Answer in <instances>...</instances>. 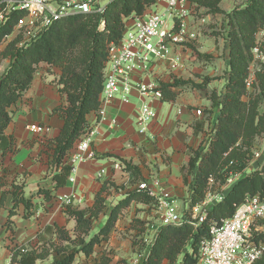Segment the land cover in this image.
<instances>
[{
	"label": "trees",
	"instance_id": "16d2710c",
	"mask_svg": "<svg viewBox=\"0 0 264 264\" xmlns=\"http://www.w3.org/2000/svg\"><path fill=\"white\" fill-rule=\"evenodd\" d=\"M5 0H0V5ZM197 8L205 10L207 15L224 16V28L229 40L230 76L223 95L216 92L208 94V80L203 83L175 78L173 82H160L163 101H175L178 92L198 90L206 92L211 109L204 112L194 126L195 134L203 133L207 121L214 110L217 119L213 135L208 140V148L191 151L190 162L185 167V182L192 177L190 185V206L202 204L209 192L217 193L228 179L242 173L251 161L250 149L256 136L264 130L260 117L259 104L264 103V70L258 75L260 92L249 103L243 101L247 95L246 80L253 62L252 49L255 35L264 28V0H235V9L228 13L221 8L222 0H188ZM155 0H111L104 16L77 15L64 18L39 37L23 42L21 36L11 40L1 49L7 36H10L21 13L11 14L8 21L0 26V64L9 60L7 69L0 75V166L2 160L17 151L15 140L7 131L14 120V107L19 104L31 89L38 69L42 66L50 71L57 69L58 92L66 98V104L54 110L64 121L60 135L48 145L53 150L50 164L57 173L54 175V190L64 189L71 176L72 167L67 163L74 144L85 133L87 117L98 110L100 95L105 81V68L109 58V47L118 44L124 31V18L133 15L142 16ZM105 27L100 29L101 20ZM179 30L177 22L175 31ZM199 58H210L199 54ZM130 174L124 197L112 208H108V199L114 185L106 181L95 196L91 208L78 209L65 207L67 216L75 220V228L68 231L57 225L48 226L38 235V242L13 244L12 264H75L78 258H91L97 248L109 241L123 210L131 204L153 206L155 201L147 192L131 189L134 185L146 181L138 166L124 163ZM211 180L213 183L211 184ZM8 192L0 197V210L4 207ZM12 208L9 210L4 227L9 231L18 208L24 206V217L31 218L34 204L32 198L43 196L47 202L58 197L54 191L39 189L31 198L24 196L22 186H14ZM264 195V167L261 170L244 175L227 192L222 202L208 213V218L198 229L191 220L190 211H186V222L180 227L165 226L160 229L154 243L149 247L143 264H199L201 242L209 236V225L213 220L227 219L233 216L236 208L245 201L247 195ZM102 215L107 219L104 225L95 231L94 220ZM137 222V221H136ZM146 226L145 221H139ZM44 233V236L41 234ZM51 236V239H47ZM13 242V241H12ZM1 259V254H0ZM109 253L101 254L94 264H110ZM256 264H264V257Z\"/></svg>",
	"mask_w": 264,
	"mask_h": 264
},
{
	"label": "crops",
	"instance_id": "0c3cea01",
	"mask_svg": "<svg viewBox=\"0 0 264 264\" xmlns=\"http://www.w3.org/2000/svg\"><path fill=\"white\" fill-rule=\"evenodd\" d=\"M236 5L235 0H222L221 2V8L228 13L232 12ZM215 17L220 20L223 18L224 21L222 15H206L203 20H197L193 14H188L183 19L186 23V35H198L195 31L199 29L202 22ZM174 50L178 51L177 54L181 52L178 46L174 47ZM187 60L188 58L181 56L184 68L176 73L170 70L168 65L157 68L155 74L159 78V82H172L170 74L177 75L179 72L186 71L189 68ZM48 69L42 66L38 69L31 89L26 93L24 99L14 107V120L7 131L8 135L14 138L17 151L8 154L0 166V197L5 192L9 193L4 207L0 210V236L3 238L9 236L4 224L7 221L9 210L13 206L11 192L14 190V186H22L26 198H31L39 189L54 191L57 197L74 191L85 201L78 209L91 208L95 196L101 191L104 182L110 181L117 186L120 183L127 185L126 174L114 169V164L118 162L138 166L146 180L159 178L167 192L179 201L186 202L190 197L192 177H188V184H186L184 169L190 162L191 151L200 147L208 148L209 139L206 137V133L203 131L196 135L194 130L195 124L202 118L198 117L196 112L206 108L211 109V102L203 92L198 90L178 92L179 90L176 89L174 91L178 93V97L175 101L155 102L153 106L157 111V118L152 122L145 135L138 132V113L143 101L138 92H132L129 102H124L121 95L116 96L106 106L104 120H100L96 112L87 117L88 125L97 127L93 149L98 158L78 164L75 183L68 181L66 188L54 190L53 177L57 170L50 164L53 150H50L48 145L60 135L63 128L64 121L53 112L58 106L66 104V98L58 92L57 84L53 83L57 82L60 71L53 69L50 74ZM140 79L139 74L133 76L134 81H140ZM148 81L150 80L148 79ZM217 115V111L214 110L211 116L212 122H216ZM33 124L46 125L50 131L44 135H37L29 129ZM101 170L106 171L104 179L97 177ZM124 194H120L117 201H120ZM111 197L113 196H109L108 200ZM32 203L34 208L31 218L24 217L23 205L18 208L17 215L13 218L15 232L13 244L21 245L36 241L39 232L48 226L57 225L68 231L74 230L75 220L67 216L58 199L47 202L43 196H36L32 198ZM133 206L135 210L142 211L150 207L141 204ZM134 207L131 205L123 210L109 241L99 247L98 252L106 249L115 251L116 256H110L112 258L110 264H118L122 260L121 253L123 251L129 252V255L130 251H133L134 247L127 237H129V233L133 232L131 227L134 220L146 221L148 219L146 212L141 214L136 211L131 212L130 210H134ZM106 219V215H102L98 220H94V224L97 226H95V231L104 225ZM137 222L139 223V221ZM10 243L8 241L6 245ZM12 243L11 245H13ZM3 249L5 257L3 259L1 257L0 264L2 262L3 264H12L10 249ZM139 257L141 254L140 256L136 253L132 254L131 264H140ZM93 259V257L89 260L82 259L81 264H94Z\"/></svg>",
	"mask_w": 264,
	"mask_h": 264
},
{
	"label": "built area",
	"instance_id": "2783aa9c",
	"mask_svg": "<svg viewBox=\"0 0 264 264\" xmlns=\"http://www.w3.org/2000/svg\"><path fill=\"white\" fill-rule=\"evenodd\" d=\"M105 0H5L0 5V26L8 21L11 14L21 13L17 24L6 40L12 39L21 30L30 31L28 41L39 37L46 29L56 22L77 15L104 16L107 5ZM188 0H155V3L142 15L124 18V31L118 44L109 47V58L105 68V81L100 95V106L96 113L100 120L106 117V106L118 95L124 102H129L132 92L136 91L143 99L138 113V132L148 133L150 125L157 118L153 104L163 101L159 78L155 70L162 65H168L174 73L184 68L180 54L174 47L182 44L186 35V23L183 19L194 12V6ZM177 22L179 30L175 31ZM206 22V21H204ZM172 23V25L170 24ZM105 27L102 19L100 29ZM253 62L249 68L246 80L247 95L257 86V74L264 70V28L255 35V45L252 49ZM140 75V81H134V75ZM150 80L147 82V80ZM198 117L202 110L196 112ZM29 129L44 135L50 131L46 125L33 124ZM97 127L89 126L85 133L76 141L68 159L72 167L70 183H75V173L78 164L93 161L98 158L93 149V141ZM264 148L253 152L252 160L247 168L239 174L231 176L217 193L209 192L205 201L190 206V197L184 203V212L180 209L179 200L163 187L159 178H153L137 183L131 189H139L148 193L155 201L152 206L155 222L147 223L146 229L151 233L149 247L154 243L162 227H180L187 220L186 211H190L191 220L198 229L207 220L209 211L222 202L227 192L244 175L263 169ZM252 168V171L250 169ZM114 169L124 172L130 181V174L125 170V164L115 163ZM106 171L98 172L97 177L104 179ZM127 183V184H128ZM213 180H211V184ZM63 208H79L84 199L71 191L58 196ZM264 257V195H247L232 217L213 220L209 225V236L204 239L199 248V264H256Z\"/></svg>",
	"mask_w": 264,
	"mask_h": 264
},
{
	"label": "rangeland",
	"instance_id": "374dc122",
	"mask_svg": "<svg viewBox=\"0 0 264 264\" xmlns=\"http://www.w3.org/2000/svg\"><path fill=\"white\" fill-rule=\"evenodd\" d=\"M109 1L110 0H105V2H109ZM193 6L196 9L195 10L196 12L194 11L191 14H193L197 20H203V18H205L207 15L205 10L197 8V5L195 4H193ZM170 24L172 25V23ZM195 32L198 35H195V36L188 35L183 40L182 44L178 46V48L181 51L180 58L181 56L183 57L185 56L186 59L188 58L187 61H188L189 68L186 69V71H182L185 74H183L182 72H179V74L177 75L172 73L170 74L169 77H171L172 82L174 81L175 78L182 79L185 81H193L199 84L208 80V82L210 83L208 85L209 86L208 91H207L208 94L216 92L219 95H223L225 88L229 81V76H230L229 74L230 73L229 40L227 39V35H226L227 29L224 28L223 18L222 20H220L219 18L215 17V18H211L209 21L202 22L199 29H197ZM17 36H21L23 39V42H25L29 40V37L31 35H30L29 30L23 29L21 30L20 34H16L13 38ZM13 38L6 40L1 46V49L6 47L8 43L11 40H13ZM199 54L209 55L210 58L201 59L199 58ZM8 64H9V60H5L0 64V75H2L4 71L7 69ZM47 71L48 73L52 74V71H50L49 69ZM262 73L263 72L258 73L257 78H258V75ZM53 83H56V81H54ZM259 85H260V81L258 79L257 86H255V89H253L249 93V95L245 98L246 99L245 102L249 103L251 100L257 97L258 93L260 92ZM203 94L206 95V92H203ZM258 107H259L260 117L262 118L264 122V103H260ZM205 110H206V116H208L209 114L207 113V111H209V109L206 108ZM205 110H202L203 115L201 116L202 117L201 119H203ZM211 119L207 121V124L204 129V133H206L207 135L206 137L208 139H210V137L213 135V131L215 127V123L212 122ZM263 148H264V130L262 131L260 135L256 136L255 141L250 149L251 156L253 155V152L256 149H263ZM250 162L251 161H249V163ZM250 171H252V168L250 169ZM118 186L120 188L126 187V185L123 183H120ZM118 186L117 185L113 186L111 190L110 196L112 195L113 197H111V199L108 200L107 202L109 209H112L117 204L116 202H118L117 200L119 199V195L124 194L126 192V189L118 190L117 189ZM183 201L184 200L179 201V206L182 212H184V202ZM114 203L116 204L114 205ZM131 205L132 207H134L133 205H135V203ZM133 209L134 210H130V211L131 212L136 211V213L138 214H141L142 212H146V214H148V219L145 221V224L149 222L150 223L155 222V216H154L152 206L147 207L146 210H143V211L140 209L135 210V207ZM136 221H141V220H134V222L132 223V227H131L133 229V232L129 233V237H127V239L132 243L134 247L133 251H130L131 257H132V254L134 253H136L139 256L141 254V257L138 258V261L141 260L140 261V264H141L142 262L144 263V260L147 256L145 254V251H147L148 249V244H149L148 242L151 240L152 234L148 232V230L146 229L147 228L146 226H144L143 228V226ZM8 232H9L8 233L9 236H6V238H3L2 236H0V243H1L0 253H1L2 259L5 257V251L3 248H8V246L11 245L12 241H15V237H14L15 232H14L13 225L11 226ZM40 233L41 232H39V234ZM41 236L45 237L44 233H42ZM36 239L37 240L35 241V243L38 242V238ZM47 239H51V236H48ZM8 241L11 243L6 245ZM98 251H99V247L97 248L96 254L92 256L94 258L93 261H95L96 258L99 259L101 257V254L103 253H109L110 256H113V257L116 256V253L114 250L106 249L104 251H100V252ZM128 253L129 252H125V251L121 253L122 260H120L118 264H131L130 262L131 257ZM82 259L89 260L90 258L86 259L83 256L81 258H78L75 264H81V262L83 261ZM1 264H3V262Z\"/></svg>",
	"mask_w": 264,
	"mask_h": 264
}]
</instances>
